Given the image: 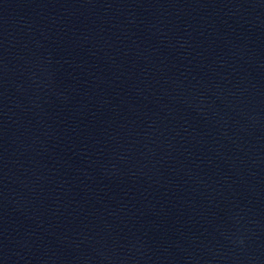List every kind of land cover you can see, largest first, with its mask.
<instances>
[{
    "label": "water",
    "instance_id": "water-1",
    "mask_svg": "<svg viewBox=\"0 0 264 264\" xmlns=\"http://www.w3.org/2000/svg\"><path fill=\"white\" fill-rule=\"evenodd\" d=\"M0 264H264V0H0Z\"/></svg>",
    "mask_w": 264,
    "mask_h": 264
}]
</instances>
